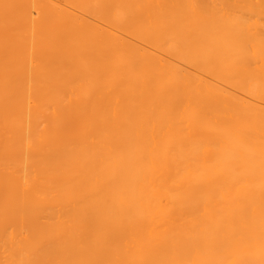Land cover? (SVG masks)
Instances as JSON below:
<instances>
[{"label":"bare ground","instance_id":"bare-ground-1","mask_svg":"<svg viewBox=\"0 0 264 264\" xmlns=\"http://www.w3.org/2000/svg\"><path fill=\"white\" fill-rule=\"evenodd\" d=\"M0 264H264V0H0Z\"/></svg>","mask_w":264,"mask_h":264}]
</instances>
